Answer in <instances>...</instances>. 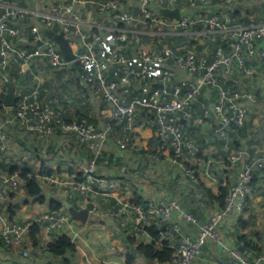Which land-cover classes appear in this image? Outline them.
<instances>
[{
  "label": "built area",
  "instance_id": "built-area-1",
  "mask_svg": "<svg viewBox=\"0 0 264 264\" xmlns=\"http://www.w3.org/2000/svg\"><path fill=\"white\" fill-rule=\"evenodd\" d=\"M87 1L63 0L51 4L46 12H36L30 30L33 41L45 46L28 50L17 48L10 37L21 36V29L15 22L29 16L30 10L15 1L0 0V68L6 69L13 55L18 56L24 65L36 57H45L56 69L67 68L72 61L65 60L58 44L44 33L45 29L54 30L58 26L57 32L63 31L70 38L73 48L79 49L73 61L93 69L92 74L82 77V81L96 88L100 96L112 105L111 119L119 123L123 131L117 139L120 150L133 144L131 134L136 132L135 120L140 108L146 109L148 121H151L153 115L156 134L170 146L169 159L173 161L195 158L201 151L197 139L185 131L179 113H184L196 123H202L213 115L221 122L216 131L223 138L228 137L230 130L240 129L244 125L248 114L244 99L252 98V95L243 87L230 84V80L237 71L247 77L255 76L264 64V21L245 23L236 14L235 6L245 0H222L218 12L210 8L209 0H165L162 8L186 5L179 20L165 16L161 9L154 8L153 0H137L138 12L122 10L118 0H96L98 10L116 23L149 26L145 29L160 33L162 37L176 35L184 36L188 41L220 42L211 57L184 50L185 42L175 49L140 48L137 54L142 63L136 65L130 63L129 56L120 47L104 55L94 49V40L89 39L84 29V19L74 8ZM260 2L264 4V0ZM95 38L99 39L100 36ZM171 62L182 72L179 80L173 83ZM114 67L122 72L118 80L106 76V72ZM149 79L160 84L151 88L143 97H127L120 91L121 84L130 85L135 80L139 82ZM208 87L217 88L216 100L204 108L202 114L193 113L191 105L199 100ZM4 90H0V99L5 94ZM10 110L13 112L9 121L21 122L28 131L41 137L59 133L68 142L74 138L93 153L92 157L75 163H72L71 157H67L70 164H75L81 178L73 174L63 179L53 171L43 175L47 183L61 187L62 200H59L63 206L59 210H47L24 222L10 220L2 226L0 244L6 249L11 244H20L16 251L21 261L31 264V251L26 245V237L30 235L25 232V226L40 225V232L43 231L51 239L40 241L42 249L47 251L48 242L54 241L61 234L70 237L75 232L77 219L65 207V200H75L79 207L88 208L89 215L98 216L101 212L98 196H106L112 189L125 188L126 184L118 177L98 172L100 153L111 140L109 124L100 126L87 118L65 120L60 108L42 101L39 83L31 89H21ZM8 147L7 134L3 124H0V153H6ZM227 160L232 165L244 162V166L228 185L223 205L217 204L219 207L213 210L207 220H199L184 209L178 199L159 195L144 198L140 203L121 204L115 212L120 218L119 228L142 240V237L148 235L145 228L148 224L157 218L163 220L166 226L160 225L158 234L161 241L174 248L171 264H191L207 244L226 254L224 258H218L216 264H262L264 249L258 255L247 256L226 240L223 226L230 216H238L246 209L248 199L254 192V170L264 169V152L246 159L245 152L238 147L229 150ZM185 169L189 178H196L195 171ZM22 186L23 181L17 172L11 173L7 168H0V203L8 196L17 194ZM183 224H192L196 233L192 235L183 232Z\"/></svg>",
  "mask_w": 264,
  "mask_h": 264
},
{
  "label": "crops",
  "instance_id": "crops-1",
  "mask_svg": "<svg viewBox=\"0 0 264 264\" xmlns=\"http://www.w3.org/2000/svg\"><path fill=\"white\" fill-rule=\"evenodd\" d=\"M22 1L27 4L31 14L15 22L22 34L20 37H10V41L17 48L28 50L37 47L44 48L45 44L33 41L30 26L36 19V12H46L51 4L63 0H17V3L25 6ZM95 1L88 0L85 4H79L74 8L81 13L84 19V29L89 39L94 40V49L99 54L104 55L103 53L109 51L110 48L120 47L129 56L130 63L136 65L142 63L137 54L140 48L142 50H162L170 47L168 37L158 38L160 33L147 30L143 25L121 28L119 23L109 19L98 10ZM118 1L122 10L138 12L137 0ZM220 1L222 0H209L210 8L215 12L221 10ZM161 5H165V0H153L154 8L161 9ZM185 6L180 4L175 7H179L182 11ZM235 8L242 22L264 21V4L260 0H245ZM96 30L98 32H95ZM114 31L116 33H113ZM97 35L100 36L99 39L95 38ZM116 38L118 44L115 43ZM153 40L158 41V44ZM217 41H192L190 45L186 43L183 49L191 50L195 55L205 54L211 57L218 44ZM177 43L179 46L183 44L181 40H176L177 47ZM76 63L72 61L67 68L56 69L47 58L36 57L24 65L18 56L13 55L6 69L0 68V90L4 88L5 82L3 81L7 80L6 75H9L6 70L12 64L9 71H13L11 75L15 82L16 94L21 89H31L39 83L42 101L49 105L59 106L66 118H87L100 126L109 124L111 140L100 153L97 163L98 172L118 177L126 186L121 189H112L106 196H98L100 214L98 216L89 215L84 222L80 220L75 222V232L70 235L75 244V250L67 252L64 256H55L50 251L42 249L40 241L51 240L43 231L39 233L37 244L33 243L30 236L26 237L28 243L26 245L31 251V264H128L126 254L130 247L124 242L128 234L119 228L120 218L115 214L116 209L125 202L135 203L138 199L143 200L165 194V191L162 192L163 189L156 192L151 186L152 178L145 173L146 168L151 165L146 164L148 159L155 164L166 165L167 163L171 169L175 168V174L169 175L165 182L168 188L176 186V189H179L173 191L168 197H179L184 209L193 213L199 220L205 221L213 210L219 207L215 198L220 195L221 188L229 185L235 179L237 171L244 166V162L232 165L227 161L229 150L242 148L246 159H251L264 152V64L260 66L255 76L247 77L241 71H237L231 77L230 84L243 87L251 93L252 98L244 99L248 108L244 125L240 129L230 130L227 138L217 133L216 128L221 126V122L213 115L202 123H196L184 113L178 114L185 131L197 139L201 151L196 158L173 161L169 159L168 145L163 143L164 141L158 144L154 128L151 122L146 120L142 108L136 114L133 144L125 150L119 149L117 139L120 136V124L111 119L112 105L100 96L96 88L81 81V76L79 77L81 73L76 70ZM171 66L174 72L171 82L173 83L179 80L182 72L172 62ZM159 84L151 79L132 85L125 84L123 94L127 97L134 95L143 97L151 88ZM217 96L216 87L205 88L199 100L191 105V110L195 114H202L204 108L209 107ZM3 106L4 108H0V124H3L7 134L9 147L6 153H0V168L13 167L17 173L23 168H31L32 173L37 176L43 186L44 193L53 194L55 198L62 200L61 187L47 183L43 175L52 170L63 179L73 174L81 178L76 172L75 164H70L67 157H71L72 163H75L92 157L93 153L87 149L85 144L79 143L74 138L68 142L59 133L41 137L28 131L21 122L9 121L13 111L4 103ZM7 119L8 122L5 123ZM154 149L156 151H153ZM135 155L143 157L141 164L138 162L134 164L132 159ZM128 157L131 159L127 160ZM186 163H189L190 169L195 171V179L185 174ZM45 170L46 172L42 173ZM253 175L254 192L248 199L246 209L238 216H230L227 224L223 226L226 240L244 251L247 256L253 255L254 248L264 249V169H255ZM45 211H47L45 203L28 198L22 186L17 194L8 196L0 203V231L4 223L10 220L24 222ZM154 221L159 225L164 222L158 218ZM182 231L192 235L196 233L192 224H183ZM151 239L149 234L142 237L145 242ZM238 239L245 240V242L239 243ZM161 242L159 240L157 246H161ZM225 256L226 254L207 244L203 247L201 255L191 264H216L218 258ZM136 259L137 264H171V260L165 262L147 260L140 255ZM8 262L25 264L21 261L17 251H10L0 244V264Z\"/></svg>",
  "mask_w": 264,
  "mask_h": 264
},
{
  "label": "trees",
  "instance_id": "trees-1",
  "mask_svg": "<svg viewBox=\"0 0 264 264\" xmlns=\"http://www.w3.org/2000/svg\"><path fill=\"white\" fill-rule=\"evenodd\" d=\"M12 1L17 2V0H12ZM22 4L25 6L27 5L24 2ZM27 17H28V15H27ZM27 17H25V18H27ZM25 18H23V19H25ZM119 25L121 26V28L126 26L125 24H122V23H119ZM54 30L58 31L59 30L58 26L55 27ZM95 32H98V30H96ZM113 33H116V31H114ZM158 36H160L158 38L162 37L161 35H158ZM117 37H119V36H117ZM166 37H168L169 45H170V48H172V49H175L177 47L176 46V40H179V41L181 40V43L182 42L189 43L188 45H190L192 43V41H188V39L184 36L166 35ZM115 43L116 44L119 43L117 38L115 39ZM219 43L220 42H218V44ZM116 44H115V46H116ZM177 45L179 46L178 43H177ZM112 49H114V47L110 48L109 51H106L103 54L109 53L110 51H112ZM11 66H12V64H10V66L6 70L9 72V75L8 76L6 75L7 80L4 83V89H6L7 82H11L13 85H15V82H14L12 75H11L13 73V71L12 70L9 71ZM76 70L78 72L80 71V73H81V75H79V77L81 76V81H82L83 76L92 74V72H93L92 68L84 66V65L80 64L79 62L76 63ZM121 75H122V72L120 70H118L116 67L111 68L109 71L106 72V76L108 79H117L118 80L121 77ZM137 82H138V80H135L133 83H137ZM125 87H126V85L121 84L120 91L125 93V91H124ZM40 90H41V88H40ZM134 96H136V95H134ZM53 107L60 108L57 105L53 106ZM0 108H4L3 98L0 99ZM143 110H144V114H145L146 109L143 108ZM64 117H65V120H68V118H66L65 115H64ZM145 117L147 118L146 115H145ZM150 119H151V121H149V122H151L152 127L154 128V131H155V126L153 124V115L150 117ZM146 120H148V118ZM135 124H136V120H135ZM122 133H123V131H122L121 126H120V135H122ZM155 133H156V131H155ZM134 134L135 133L131 134L132 137L134 136ZM155 135H156L158 144L161 143L162 140L160 139V137L157 134H155ZM131 142H133V138L131 139ZM163 143L167 144L166 142H163ZM168 147L170 150L169 145H168ZM153 151H156V150L154 149ZM199 153L196 155V157L199 156ZM169 154L171 155V152ZM0 157H1V155H0ZM185 165L188 169H190L189 163H186ZM5 168H7V167H5ZM7 169H9L11 173L15 172L13 167L12 168L9 167ZM50 171H52V170H50ZM32 172H33L32 169L28 167V168L21 169L18 173L20 178L23 181V188L25 190L26 196L28 198L32 199L33 201H37L39 203H45L48 211L59 210L63 206V202L61 200H59L58 198L52 197L49 194L44 193L43 186L41 185V183L38 181L37 177ZM43 172H46V170L42 171V173ZM252 183H253V181H252ZM227 188H228V185L223 186L221 188L220 195H218L215 198V199H217V201L220 205H223L224 196H225V193L227 191ZM142 201H143L142 199H138V201H136V203H140ZM69 202L73 203L75 206H78V204L75 200H69ZM239 224H240V220H239ZM162 226H166V224H164V222H163ZM159 227H160V225L158 224V222H155V221H152L150 224H148L145 227L147 230V233L152 238L151 241H149V242H145L143 240L137 239L131 235H128L124 238V242L130 247L129 252L126 254L128 264H137L136 258L139 255L144 257L147 260H158L160 262L170 261L172 259L173 254H174V248H172L171 246H168V244L164 241L161 242L162 243L161 246H157V242L160 240V236L158 234ZM25 232L30 235L31 240L33 241L34 244L38 243V234L40 232V225L39 224H33L31 226H25ZM238 242L244 243L245 240L238 239ZM18 247H20V244H11V245H9L8 248L10 251L11 250L16 251L18 249ZM47 247H48V250L55 256H64L67 252L75 250V244L72 242L71 238L66 234H61L54 241L48 242ZM262 249H263L262 247H260L258 249L254 248L252 256L260 254L262 252ZM239 250L242 253H244V251H242L241 249H239Z\"/></svg>",
  "mask_w": 264,
  "mask_h": 264
},
{
  "label": "water",
  "instance_id": "water-1",
  "mask_svg": "<svg viewBox=\"0 0 264 264\" xmlns=\"http://www.w3.org/2000/svg\"><path fill=\"white\" fill-rule=\"evenodd\" d=\"M161 12L168 17L179 20L181 18V10L179 7L161 8ZM46 36L56 42L63 53L65 60L73 61L76 59L79 49L73 48L72 42L68 36L65 35L63 31H55L53 29L47 28L44 30ZM17 100V94L15 92V86L11 82H7L6 91L3 96V103L5 106H14ZM50 196L54 197L53 194ZM65 207L68 209L70 214L77 220L86 221L89 216V210L86 207H77L68 200L64 201Z\"/></svg>",
  "mask_w": 264,
  "mask_h": 264
},
{
  "label": "rangeland",
  "instance_id": "rangeland-1",
  "mask_svg": "<svg viewBox=\"0 0 264 264\" xmlns=\"http://www.w3.org/2000/svg\"><path fill=\"white\" fill-rule=\"evenodd\" d=\"M144 28H149V26L144 27ZM155 36H157V35L155 34ZM153 41H155V40H153ZM155 42H157V44H158V41H155ZM129 159H131V157L127 158V160H129ZM141 159H143L142 156L135 155L134 159H132V160H134V164H137V162L139 164L141 162ZM108 164H106V165H108ZM146 164H148V166L151 164L149 167L146 168L147 171L145 173L147 174V176L152 178L151 179L152 180L151 186H153L152 188H154L153 189L154 191L158 192L160 189H163L162 192L165 191L164 192L165 193L164 196H170L169 194H172L173 191H178L179 188L176 189V186H174V188H168L167 187V183L165 182V180H167L169 175H174L175 174V172H176L175 168L171 169L169 164H167V163H166V165H163V163H160V164L156 163L155 164V162L153 163L152 160L150 162L149 159H148ZM159 186H160V188H159ZM149 194L153 195L152 193H149ZM172 198H176V199H178L181 202L179 197H172Z\"/></svg>",
  "mask_w": 264,
  "mask_h": 264
}]
</instances>
